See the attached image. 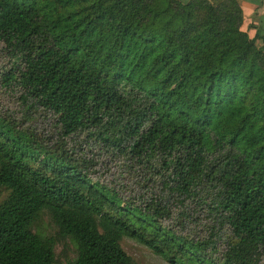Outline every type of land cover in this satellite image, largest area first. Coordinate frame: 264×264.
<instances>
[{"label":"trees","instance_id":"obj_1","mask_svg":"<svg viewBox=\"0 0 264 264\" xmlns=\"http://www.w3.org/2000/svg\"><path fill=\"white\" fill-rule=\"evenodd\" d=\"M241 22L237 0H0V87L54 117L45 141L0 115V264H54L43 211L68 264H134L124 236L171 264H262L264 37ZM83 144L136 194L93 180ZM170 198L198 200L207 239L163 224Z\"/></svg>","mask_w":264,"mask_h":264},{"label":"rangeland","instance_id":"obj_2","mask_svg":"<svg viewBox=\"0 0 264 264\" xmlns=\"http://www.w3.org/2000/svg\"><path fill=\"white\" fill-rule=\"evenodd\" d=\"M4 66L2 44L0 43V70ZM17 93H9L0 87V115H10L18 121L22 127H29L40 134L44 140L54 132V117L50 114L39 112V114L27 113L20 106L17 100ZM36 116H38L36 118ZM80 141L83 138H78ZM79 141V142H80ZM83 154L89 160H93L91 176L93 180H99L105 184L115 185L122 189L125 196L136 194L137 189L128 180L117 173V167L104 153L94 145H82ZM6 192L0 189V200ZM150 194L147 195V198ZM150 198V197H149ZM171 217L163 220V224L170 226L175 231L190 235L191 237L208 238L211 219L206 213V209H200L198 200L188 199L185 202L177 203L169 199ZM206 224V228L204 225ZM33 232L43 239H52L54 242V264H68L76 258L77 251L75 244L68 237L58 234V228L50 215L43 211L31 226ZM121 247L131 257L134 264H171V262L161 254H157L143 241L124 236L121 240ZM264 264V261H262Z\"/></svg>","mask_w":264,"mask_h":264},{"label":"crops","instance_id":"obj_3","mask_svg":"<svg viewBox=\"0 0 264 264\" xmlns=\"http://www.w3.org/2000/svg\"><path fill=\"white\" fill-rule=\"evenodd\" d=\"M241 12L242 22L241 30L250 37L258 34L260 38L264 37V0H237ZM258 44L262 42L259 39Z\"/></svg>","mask_w":264,"mask_h":264}]
</instances>
